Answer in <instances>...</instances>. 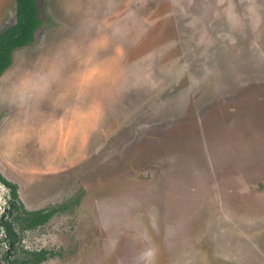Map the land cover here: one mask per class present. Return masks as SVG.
I'll return each mask as SVG.
<instances>
[{"label":"rangeland","instance_id":"obj_1","mask_svg":"<svg viewBox=\"0 0 264 264\" xmlns=\"http://www.w3.org/2000/svg\"><path fill=\"white\" fill-rule=\"evenodd\" d=\"M37 3L0 77L3 149L21 151L0 172L28 209L73 203L23 247L52 250L42 264H264V0ZM15 12L0 0V32Z\"/></svg>","mask_w":264,"mask_h":264},{"label":"trees","instance_id":"obj_2","mask_svg":"<svg viewBox=\"0 0 264 264\" xmlns=\"http://www.w3.org/2000/svg\"><path fill=\"white\" fill-rule=\"evenodd\" d=\"M15 2L16 21L0 32V77L11 66L13 52L32 43L35 32L42 25L38 12V0H15ZM0 184L7 188L11 210L16 212L11 220L0 217V254H7L6 249L11 243L10 264H42L55 253L47 249L24 248L21 243L23 235L26 230H34L45 225L53 216L69 209L73 202L47 208L28 209L20 199L18 184L7 179L1 172ZM2 242H6V248L1 245Z\"/></svg>","mask_w":264,"mask_h":264},{"label":"flooded vegetation","instance_id":"obj_3","mask_svg":"<svg viewBox=\"0 0 264 264\" xmlns=\"http://www.w3.org/2000/svg\"><path fill=\"white\" fill-rule=\"evenodd\" d=\"M2 185V184H1ZM4 186V185H3ZM5 187V186H4ZM19 187V186H18ZM8 191V190H7ZM21 199V198H20ZM10 196H9V194H7V198H6V206H5V208H4V211H3V213H2V215H0V217L1 218H4V219H7V220H11L12 218V215H14L16 212L15 211H12L11 210V204H10ZM71 208V207H70ZM67 210V209H66ZM65 210V211H66ZM54 217V216H53ZM52 217V218H53ZM51 218V219H52ZM47 224V223H46ZM45 224V225H46ZM42 226H44V225H42ZM42 226H40V227H42ZM37 229V228H36ZM28 231H32V230H26V232H28ZM25 232V233H26ZM31 250V249H30ZM33 250V249H32ZM38 250H40V249H38ZM47 250H49V249H47ZM52 251V250H51ZM6 252H7V254H0V264H10L9 263V261H10V259L12 258V256H11V252H12V244L10 243V245H9V247L6 249ZM45 262V261H44Z\"/></svg>","mask_w":264,"mask_h":264},{"label":"crops","instance_id":"obj_4","mask_svg":"<svg viewBox=\"0 0 264 264\" xmlns=\"http://www.w3.org/2000/svg\"><path fill=\"white\" fill-rule=\"evenodd\" d=\"M12 58H13V56H12ZM19 126H21V123L19 124ZM68 126L69 125H62V126H60V132H61V135H65V133L67 132V129H68ZM70 127V126H69ZM71 128V127H70ZM68 134H69V137H67V140L69 139V140H71V141H76V139H73V138H71V136L72 135H74V133L71 131V129H70V131H68ZM0 150H1V152L5 155H7L8 157H13V156H16V157H21V155H19V153H21V151H13V152H11V153H9V152H7V151H5L4 149H3V141H2V138H0ZM16 153H18V154H16ZM15 157V158H16Z\"/></svg>","mask_w":264,"mask_h":264}]
</instances>
